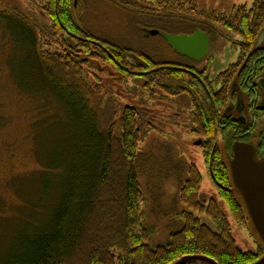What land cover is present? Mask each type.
Segmentation results:
<instances>
[{"label": "trees", "instance_id": "obj_1", "mask_svg": "<svg viewBox=\"0 0 264 264\" xmlns=\"http://www.w3.org/2000/svg\"><path fill=\"white\" fill-rule=\"evenodd\" d=\"M74 1L45 0L44 6L51 21L49 35L73 51L68 54L42 51L43 40L37 32L0 11V23L9 35V53L14 58V78L22 90L32 89L37 98L42 116L35 118L34 125H45L40 162L43 193L36 207L30 208L41 217L23 218L29 229L19 227L13 235L14 247L0 256V264H174L185 256H203L217 264L256 262L264 248L252 252L237 245L218 201L213 197L207 202L200 199L202 174L193 164L187 167V177L180 185L179 201L187 209L180 214L182 225L171 231L164 243L149 245L155 228L143 223L144 199L138 176L151 157L138 148V113L125 106L119 118L120 134L113 125L106 129L98 96L86 89L81 68L88 60L101 61L126 79L144 80V87H158L171 97L186 96L192 108L191 133L202 140L209 179L213 185H221L220 189L215 185L219 199L234 220L242 222L248 212L217 141L229 138L228 147L236 140L249 142V133L258 127L253 122L250 127L234 126L229 106L232 84L256 87L252 78L264 68V47L254 48L264 30V0H253L249 7L233 6L229 13L201 10L196 14L192 6L191 14L199 19L175 17L168 11L158 13L157 8L126 10L129 25L137 28L143 41L166 42L160 33L190 35L200 30L212 45L218 40L217 26L234 34L237 39L231 46L238 50L237 58L214 77L206 67L198 68L195 61L153 58L154 49H136L95 33L82 19L76 21ZM152 2L162 6L159 0ZM73 54L80 62L72 59ZM6 64L12 76L7 59ZM2 119L0 114V122ZM258 136L259 153L264 151V126ZM48 198L55 201L45 210L42 205ZM203 216L213 222L215 230L202 221ZM186 264L207 263L191 260Z\"/></svg>", "mask_w": 264, "mask_h": 264}, {"label": "rangeland", "instance_id": "obj_2", "mask_svg": "<svg viewBox=\"0 0 264 264\" xmlns=\"http://www.w3.org/2000/svg\"><path fill=\"white\" fill-rule=\"evenodd\" d=\"M159 1L162 5L160 8L154 5L152 0H75L73 15L76 21L82 19V22L97 34L101 33L130 44L136 49L148 52L154 49L151 54L153 58L161 57L165 61L184 63L195 61L198 68L206 67L213 77L234 63L238 50L231 45L237 37L220 26L216 28L218 40L212 43L208 55L196 61L172 50L164 41L141 40L137 28L129 25L126 10L151 11L157 8L158 13L168 11L175 17L188 15L199 19L194 13L191 14L192 6L196 8V14L201 10L205 13H229L232 6H250L253 0ZM45 3V0H0V11L21 19L37 32L43 40L40 41L42 51L73 53L61 45L57 38L49 35L48 27L51 21L44 11ZM9 47V35L0 23V114L3 117L0 122V256H5L14 247V236L19 227L26 226L24 229H29V226L25 225L27 221L22 223L24 219H40L41 215L34 213L30 208L36 207L38 198L42 197L44 178L40 162L43 161L45 148L42 143L45 125L41 128L34 125L42 116L37 110V98L30 92L32 89L28 90L27 87L22 90L16 82L13 72L14 58L9 53ZM75 55H72V59L79 61ZM80 58L85 59L83 56ZM6 59L10 64L12 76ZM81 69L86 89L98 96L102 124L106 129L113 125L116 133L120 134L119 118L123 107H133L138 113V148L141 153L151 157L138 176L144 199L141 205L143 223L155 228L149 241L150 246L164 243L170 232L182 225L180 214L187 209L179 201L180 185L187 177V167L193 164L202 174L200 199L207 202L213 197L218 201L229 220L237 245L244 251L252 252L257 251L259 247L264 248L248 215L245 214L242 222H236L227 205L219 199L217 188L220 189L221 185L216 188L209 179L201 148L202 140L191 133L192 108L186 96L171 97L158 87H144V80L126 79L111 65L101 61L88 60ZM259 75H264V68ZM244 95L247 97L246 106H251L253 98L248 92ZM258 122L250 142L253 144H258V135L263 130V119ZM228 139L220 137L217 145L222 159L229 167L232 154ZM198 141H201L200 145H196ZM257 154L264 158V151ZM234 195L243 205L241 196L236 191ZM52 198L54 199V195ZM54 201L48 198L42 206L46 210ZM202 221L216 229L210 219L203 216Z\"/></svg>", "mask_w": 264, "mask_h": 264}, {"label": "water", "instance_id": "obj_3", "mask_svg": "<svg viewBox=\"0 0 264 264\" xmlns=\"http://www.w3.org/2000/svg\"><path fill=\"white\" fill-rule=\"evenodd\" d=\"M160 35L172 50L192 60L203 59L210 49L208 36L200 30L190 35L167 33ZM263 42L264 31L257 37L254 48L260 47ZM260 82L264 89V79ZM260 108L264 110V94ZM200 144L201 141L196 143V145ZM231 154L229 167L233 184L240 192L252 225L264 244V158L256 159V148L252 143L238 140L232 143ZM191 260L217 264L203 256H185L174 264H186ZM253 264H264V254Z\"/></svg>", "mask_w": 264, "mask_h": 264}, {"label": "flooded vegetation", "instance_id": "obj_4", "mask_svg": "<svg viewBox=\"0 0 264 264\" xmlns=\"http://www.w3.org/2000/svg\"><path fill=\"white\" fill-rule=\"evenodd\" d=\"M232 7L230 8L229 12L231 11ZM263 45H264V42L258 48L264 47ZM210 46H211V44H210ZM262 79H264V75H262V76L259 75L258 77L252 78V82H253L252 84L256 85V87L253 86V87L243 88L241 86H237V85L232 84V89H231L232 100L230 101L229 108L231 110V113H233V120L235 121L234 126H236V125L238 126L239 124H242L245 127L246 126L250 127L252 125L251 124L252 122L257 123V125H259L258 121L262 120V119H263L262 126H264V110L260 108V104H261L263 94H264V92H263L264 89L261 86V82H260ZM245 92H248V94H250V96L253 98V103L251 104V106L247 105L248 107L246 106L245 98L247 99V97H245V95H244ZM234 113H235V116H234ZM248 113H249V115H248ZM249 134L251 135L249 142H251L253 131L250 132ZM254 145L256 148V154H255L256 159H258V160L263 159V157L260 158L257 154L258 153L257 152L258 151L257 150L258 144H254ZM229 162H230V160H229ZM215 185L218 187L217 184H215Z\"/></svg>", "mask_w": 264, "mask_h": 264}]
</instances>
